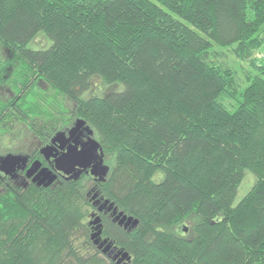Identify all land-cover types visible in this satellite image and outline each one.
I'll list each match as a JSON object with an SVG mask.
<instances>
[{"label": "trees", "instance_id": "obj_1", "mask_svg": "<svg viewBox=\"0 0 264 264\" xmlns=\"http://www.w3.org/2000/svg\"><path fill=\"white\" fill-rule=\"evenodd\" d=\"M41 30L52 44L29 47ZM224 48L243 77L216 60ZM263 54L264 0H0V90H13L0 133L77 116L95 129L112 159L101 193L139 219L112 235L127 264H264ZM93 74L125 88L83 98ZM41 82L73 107L47 106ZM247 170L257 179L235 203ZM87 182L1 191L0 264H117L85 251Z\"/></svg>", "mask_w": 264, "mask_h": 264}, {"label": "flooded vegetation", "instance_id": "obj_2", "mask_svg": "<svg viewBox=\"0 0 264 264\" xmlns=\"http://www.w3.org/2000/svg\"><path fill=\"white\" fill-rule=\"evenodd\" d=\"M75 117L68 126L58 128L53 130V132L47 134L45 128H40V133H36L29 125H26L31 131L25 130L24 127H19L16 133L21 134L22 143L28 144L17 150L7 149L6 151H0V192L8 189L14 190H25L28 186L34 184L38 187H48L51 185H56L62 183L65 179H72L69 175L64 174L57 167V160L60 155L67 151L70 147L81 148V146L90 137H96V131L93 127L87 123L85 120V125L76 131H70V128L74 125L76 119ZM82 118V117H81ZM84 119V118H83ZM46 134L42 136L41 132ZM57 131H64V134L58 139L53 140L52 138ZM1 139V135H0ZM1 149V147H0ZM7 154L20 155L22 159L17 160L12 166L5 165L2 162V156ZM102 157V160L100 159ZM102 161L103 164L108 165L109 169L107 173L101 174L102 171L99 168L95 170L98 172L97 175L92 172V165ZM112 169V159L109 158L103 149L99 145L98 155L91 160L89 166L84 169L79 176V178L87 179V189L90 195L91 207L89 209L88 224H89V236L91 238V244L88 249L90 254H98L99 256L106 259L108 262L114 261L117 264H127L131 260L129 257H122V251H128L123 245L119 244L114 238L113 234L117 232L118 228L124 230H130L131 224L125 226V223H119L117 214L122 209L114 210V206L110 208L104 203L106 197L101 193V186L105 179L108 177ZM44 170V171H43ZM43 171V172H42ZM44 172H50L55 175L54 180L46 185L47 178L44 176ZM123 213L130 215L123 211ZM99 217L98 223H92L91 220ZM98 229L100 230L98 235H93V233ZM175 229V227H174ZM187 227H183V231H178L179 234L189 236L188 231L185 233ZM95 240H98L96 242ZM105 240L104 244H101ZM129 252V251H128Z\"/></svg>", "mask_w": 264, "mask_h": 264}, {"label": "rangeland", "instance_id": "obj_3", "mask_svg": "<svg viewBox=\"0 0 264 264\" xmlns=\"http://www.w3.org/2000/svg\"><path fill=\"white\" fill-rule=\"evenodd\" d=\"M52 44V39L46 34L44 30L38 31L37 34L29 41L28 46L34 49H45L48 48ZM4 56H7L8 50L6 48H3ZM223 55H218L216 57V60L221 62H226L230 64L233 68H235L241 77L244 75V69L248 67L246 61L239 59L236 55H234L230 50L228 49H222ZM264 55V54H263ZM40 91L45 93L43 97H46L48 99L46 105L47 106H54L56 109H61V105L65 108H71L73 107V100L70 97H67L65 95L58 94V100L56 98V92L54 90L50 91V86L48 84H45L44 82H41L39 85ZM125 88V84L121 80H115V81H106L100 74H93L89 77V85L85 88H83L80 92V96L83 98H88L92 96H105L108 93L112 91H121ZM46 89V90H45ZM1 95L3 98H8L13 94L12 87L4 83L1 85ZM49 91V93L47 92ZM47 92V93H46ZM232 98H223L222 100L229 106L233 107L230 103ZM57 100V101H56ZM233 101V100H232ZM27 124L20 121L17 122L16 126L12 128L10 131H5V133H0L1 139H0V151H6L7 149L11 150H17L21 147H24L26 144H23L22 138L25 136H21V134L16 133L18 131L19 127H24L25 130L31 131L27 126ZM90 125V124H89ZM32 132V131H31ZM164 178V173L161 171L156 172L153 175V179L156 181H160ZM257 179V176L252 171L247 170L246 174L241 181L238 192L235 198V203H237L252 187V185L255 183ZM183 227L186 228L185 233L188 231V235L190 236L192 234V230L190 229V224L188 221H183L181 224L177 225L175 227L176 231H183Z\"/></svg>", "mask_w": 264, "mask_h": 264}, {"label": "water", "instance_id": "obj_4", "mask_svg": "<svg viewBox=\"0 0 264 264\" xmlns=\"http://www.w3.org/2000/svg\"><path fill=\"white\" fill-rule=\"evenodd\" d=\"M83 125H85V119L79 117L76 119L74 125L70 128V131H76L79 128H81ZM64 134V131H57L54 137L52 138L53 140H58L62 135ZM99 145L100 143L95 139L90 137L86 142L81 146L79 149H75V147H70L67 151H65L62 155L58 157L57 160V167L59 170H61L64 174L69 175L70 178L72 179H78L79 176L81 175L82 171L87 168V166L90 165L91 160L98 155V150H99ZM22 159L20 155H15V154H7L2 156V162L5 163V165H13L17 160ZM102 160V157H100ZM96 168L101 169L102 173L101 174H106L109 166L105 165L102 163V161H99L98 163H94L92 165V172L93 174L97 175V171L95 170ZM44 171V170H43ZM42 171V172H43ZM45 177L47 178L46 185L51 183L55 175L51 174L50 172H44ZM105 204H107L110 208L113 207V203L109 201L108 198L105 199L104 201ZM115 211H117V206L113 207ZM119 219V223L123 224L125 223V226L128 224H131L132 226H136L139 222V219L137 217H134L133 215H127L123 213V211H119L117 214ZM99 217H97L94 220H91L92 223H98L99 222ZM100 230L98 229L93 233V235H98ZM98 242V240H95ZM105 240L101 244H104ZM122 257H129V252L128 251H122Z\"/></svg>", "mask_w": 264, "mask_h": 264}]
</instances>
